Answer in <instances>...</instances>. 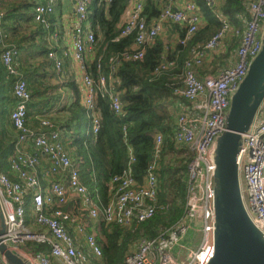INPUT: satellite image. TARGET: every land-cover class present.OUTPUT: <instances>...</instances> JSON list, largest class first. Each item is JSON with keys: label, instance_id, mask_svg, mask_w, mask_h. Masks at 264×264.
<instances>
[{"label": "built area", "instance_id": "obj_1", "mask_svg": "<svg viewBox=\"0 0 264 264\" xmlns=\"http://www.w3.org/2000/svg\"><path fill=\"white\" fill-rule=\"evenodd\" d=\"M90 2L75 0L79 21L73 27L71 51L83 70L86 69L87 54L96 42L89 21ZM175 2L163 0L158 17L148 21L144 14L146 0H130L120 25V37L134 34L133 46L112 60L108 75L102 71L100 58L98 80L95 81L89 73L83 78L82 103L90 116L92 132H98L101 126L99 116L94 113L97 93L108 96L117 115L124 114L115 75L116 66L121 60H142L148 47L162 34L166 22L186 26L185 37L179 40L182 45H187L200 29L204 13L196 0H187L183 8L175 6ZM205 2L213 7L221 26L207 43L197 44L190 49L184 63L182 85L174 90L179 99L191 104L189 109L178 113L174 131L177 145L191 153L186 170L184 215L177 224L161 228L156 236H142L144 238L137 249L124 255L122 264H207L215 252V144L226 130L231 95L246 75L253 58L262 49L264 0H252L245 5L240 25L232 23L229 16L215 8L217 0ZM55 4L56 0L38 3L34 19L47 25L45 16L55 10ZM3 19L4 15L0 12L1 60L7 73L14 77L13 92L16 98L11 120L17 130V138L9 164L11 172L20 180L11 179L0 169V205L7 210L6 230L2 239L11 248L24 247L32 264H89L91 260L102 264L105 259L98 240L99 233L93 229L96 222L130 229L134 224L153 218L158 209L163 208L158 195L162 188L160 168L164 135L161 132L154 134L152 158L141 180L133 174L132 166L136 159L133 148L129 146L126 168L110 181L112 197L109 202L104 204L100 199L93 198L82 181L81 162L72 159L52 121L42 119L40 129L28 125V105L32 93L25 76L16 66L19 48L5 40ZM229 40L238 42L235 63H232V58L225 59L226 65L216 74L201 78L197 68L203 64L207 54L210 51L224 53V45ZM49 56L56 60V66L60 68L62 62L56 57V52L50 51ZM174 66L175 61L167 60L153 72L160 74ZM28 143H32L49 160L45 174L50 180L46 186L39 175L42 159L26 149ZM238 161L246 209L264 232L262 106L250 130L242 135ZM51 176L54 178L51 179ZM32 211L34 217L31 221L29 215ZM36 244L46 246L47 251L35 250ZM0 264H6L1 253Z\"/></svg>", "mask_w": 264, "mask_h": 264}, {"label": "trees", "instance_id": "obj_2", "mask_svg": "<svg viewBox=\"0 0 264 264\" xmlns=\"http://www.w3.org/2000/svg\"><path fill=\"white\" fill-rule=\"evenodd\" d=\"M26 1L21 0V3L25 2L22 7H28ZM32 1L34 8L35 0ZM250 1L252 0H225L221 12L229 16L232 23L240 25L242 23L240 16L245 5ZM196 2L205 14L207 24L200 27L187 45L179 42L185 37L186 28L178 26L180 37L174 53L169 54L160 36L152 46L148 47L142 60H121L117 64L116 86L124 104L123 115L119 116L114 112L108 96L97 93L94 113L99 116L101 126L98 132H92V122L89 120L90 116L86 112L85 105L78 97L79 90L76 83L70 84L74 100L57 109L65 113L60 115L59 130L62 132V143L64 146L74 148L72 159L81 162L83 183L88 187L91 196L100 199L104 204L112 197L110 181L114 176L121 174L127 166L128 147L133 148L136 159L132 166L133 174L141 180L152 158L154 134L161 132L164 135L160 168L162 188L158 195L159 204L164 207L158 209L153 218L132 229L117 224L109 226L105 223L99 224L102 226V236L99 235L98 240L103 249L105 262L107 261L108 264L123 263L127 245L133 238L154 237L161 228L177 224L183 216L187 186L186 170L191 153L175 142L176 119L169 104L178 98L174 90L182 85L184 63L190 49L197 44L207 43L221 26L220 20L212 13L214 9L210 4L205 0H196ZM129 3L130 0H91L90 2L89 21L96 35L94 50L97 56L91 64L92 70L89 69L95 81L99 77L97 65L100 58L102 71L108 75L112 60L120 57L122 52L134 44V34L120 37L122 16ZM162 5L163 0H146L144 14L148 21L158 17ZM22 18H27L26 14H23ZM221 58L222 56L219 65ZM167 60L175 61V66L161 71L160 74L153 72L160 63ZM204 68L202 67L201 70ZM88 132L90 134L87 135ZM68 136L74 138L70 144H68V140L71 141L69 138L67 140ZM0 169L2 170V163ZM34 248L44 251L46 246L36 244ZM89 264L99 263L91 260Z\"/></svg>", "mask_w": 264, "mask_h": 264}, {"label": "crops", "instance_id": "obj_3", "mask_svg": "<svg viewBox=\"0 0 264 264\" xmlns=\"http://www.w3.org/2000/svg\"><path fill=\"white\" fill-rule=\"evenodd\" d=\"M186 1L176 0L175 6L183 8ZM31 2L33 3L34 1L27 0L28 7H22V4L25 2L21 3V0H0V12L4 15L3 29L5 40L19 48V55L15 60L16 66L25 76L32 93V99L28 105V125L33 129H40L42 128V119L47 118L52 121L54 128L62 135V132L59 130L60 115L65 113L59 112L57 109L62 108L74 100L75 97H73L71 91V83L77 84L80 101H82V98L84 99L83 78L86 73L90 74V69L92 70L90 67L94 58L97 56V52L94 48L88 52L85 70L81 68L72 54L73 27L79 21V15L75 9V0H56L55 10L45 16L47 25L42 22H37L34 19L35 6L40 2L46 3V0H35L34 8ZM224 2L225 0H217L215 8L221 11V6ZM23 14H26L27 18L23 19ZM125 14L126 11L122 19ZM206 24L204 14L200 27L202 28ZM178 26L186 28L185 25H179L173 22L163 24L162 34L160 36L169 54L174 53L178 47L180 37ZM235 42L237 41H227L224 45L226 50L222 54L210 51L202 64L203 66L201 65L205 68L201 70L202 67H198L197 74L201 78L216 74L226 65L225 59L229 58L228 55L232 57V63H235L237 59L236 49L238 46V42ZM1 51L2 48L0 46V163H2L3 172L11 179L18 181L20 179L11 172L9 164V159L14 152V142L17 138V130L11 120V112L16 102L13 92L14 77L7 73L1 60ZM50 51H55L56 57L61 60L62 65L60 68L56 66V60L49 56ZM221 56V63L219 65ZM190 106L189 101L181 98H177L175 102L173 101L169 104V108L172 114L175 115V117L173 116L175 119L178 113L189 109ZM262 109L264 110V101ZM67 140L68 144H70L73 138L68 136ZM25 147L29 152L37 154L42 159L39 175L41 176L43 185L46 186L50 180L45 174L47 173L46 168L49 165L48 158L32 143L26 144ZM65 148H67L72 157L74 148L69 146H65ZM53 178L54 176H51V179ZM6 213V208L0 205V228L2 226L3 216L6 218ZM33 217L34 212L32 211L29 219L32 221ZM136 225L134 224L132 228L136 227ZM93 229H96L101 234L99 223ZM13 249L22 257L27 258L24 247L22 249ZM44 251H47L46 248ZM130 251L134 250L125 251L124 255ZM104 262L102 264H105Z\"/></svg>", "mask_w": 264, "mask_h": 264}, {"label": "water", "instance_id": "obj_4", "mask_svg": "<svg viewBox=\"0 0 264 264\" xmlns=\"http://www.w3.org/2000/svg\"><path fill=\"white\" fill-rule=\"evenodd\" d=\"M264 101V30L262 49L231 95L226 130L215 144L214 242L215 252L207 264H264V232L249 215L241 187L238 155L242 135L252 127ZM0 253L7 264H32L2 239Z\"/></svg>", "mask_w": 264, "mask_h": 264}, {"label": "rangeland", "instance_id": "obj_5", "mask_svg": "<svg viewBox=\"0 0 264 264\" xmlns=\"http://www.w3.org/2000/svg\"><path fill=\"white\" fill-rule=\"evenodd\" d=\"M86 120L88 121L87 118H86ZM241 187H242V186H241ZM66 208H67V207H66ZM96 223H97V225H98V223H100V222H96ZM101 228H102V226H100V230H101ZM98 233H99L100 236H102V235L100 234L99 231H98ZM142 238H144V237L133 238V239L128 243L127 248H126V251L137 249L138 244H139V242H140V240H141ZM122 240H123V238H121V241H122ZM104 263H105V264H108L107 261L104 262Z\"/></svg>", "mask_w": 264, "mask_h": 264}]
</instances>
